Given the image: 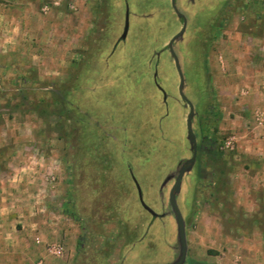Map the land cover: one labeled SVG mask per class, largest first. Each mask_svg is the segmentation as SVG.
<instances>
[{"label": "rangeland", "instance_id": "374dc122", "mask_svg": "<svg viewBox=\"0 0 264 264\" xmlns=\"http://www.w3.org/2000/svg\"><path fill=\"white\" fill-rule=\"evenodd\" d=\"M175 1L197 145L176 195L184 264H264V198L246 206L238 190L263 144L235 138L253 128L231 106L222 42L233 24L264 23V2L244 22L236 9L254 0ZM182 25L171 0H0V264L176 260L169 191L192 148L168 42ZM28 186L27 225L10 217Z\"/></svg>", "mask_w": 264, "mask_h": 264}, {"label": "crops", "instance_id": "0c3cea01", "mask_svg": "<svg viewBox=\"0 0 264 264\" xmlns=\"http://www.w3.org/2000/svg\"><path fill=\"white\" fill-rule=\"evenodd\" d=\"M263 2L264 0H254V3L251 6L248 5L245 11L242 7L237 8L236 11L240 13L242 21L244 20L245 22V20L247 21V15L260 11L259 5ZM136 3L137 1H133L132 11L134 13H137L133 9V7L137 6ZM135 10L141 11L138 8ZM129 11L130 9L126 4L125 16L126 14L129 16ZM252 23H245L244 27L241 26V23L233 24L226 28L227 37L222 41L228 47V54L236 58L232 65L230 63L223 64L224 75L228 79L225 81L228 86V93L239 98V102H233L231 106H233V109L249 112L251 116L248 117L247 114L242 116L243 124L253 128V132L250 129L251 131H247L250 133L245 132L242 134V138H235L242 142L241 145L239 144L241 148L244 144H247L245 142L251 143L260 140L263 144V148L260 150L254 145V149L257 148V150L252 149V152L256 153L257 157L254 162H251L250 169L246 171V175L242 176L244 180H241L239 182L240 185H238V190L242 192L240 193L242 197H240L244 200L246 206L255 203L253 195L257 196V192H260L258 197L264 198V23ZM123 40L120 37V41ZM229 109L232 108L230 107ZM235 138L230 139L235 140ZM23 189V187L18 189V195H16L18 196V204L22 208L13 211L10 218L16 221L21 220V222L28 225L31 222H35V220L37 221L36 218L31 216L32 213L27 211L28 207L25 208V205L29 204V196L34 193V188L33 186H28L27 191ZM8 233L12 236L18 235L17 230H10ZM5 236H8L7 232Z\"/></svg>", "mask_w": 264, "mask_h": 264}, {"label": "water", "instance_id": "95a60500", "mask_svg": "<svg viewBox=\"0 0 264 264\" xmlns=\"http://www.w3.org/2000/svg\"><path fill=\"white\" fill-rule=\"evenodd\" d=\"M172 7H173L174 11L176 12L177 16L182 19L183 25H182L180 31L176 35H174L170 39V41L168 42V49H169L171 57L173 58L174 65H175V68H176L178 76H179V85H178L179 96L189 106V113H188V116L186 119V128H187L188 139H189V142H190L191 148H192V156L190 159H188L187 161H185L181 165L180 169L178 170L175 181H174V183H173V185L169 191V204H170V207L172 209V212H173V215H174V218L176 221L177 238H178V244H179L178 256H177L175 261H173L172 263H169V264H184L185 259H186V254H187L185 223H184V219L182 217V214H181V212L177 206V203H176V195L180 192L184 175L192 168V166L195 163L196 155H197V145H196V137H195V134H194L193 129H192V119H193V115H194L193 106L186 99V97L183 93V86H184L183 74H182V71H181V68L179 65V60H178V58H177V56L173 50V43L183 35V33L186 29V20L180 13L177 12L174 0H172ZM128 25H129L128 14H126L125 20H124V30H123V33L121 36L122 40L125 39V37H126L127 31H128ZM138 194H139V199L141 201L143 208L146 209L148 212H150L152 214V216H155V214L144 204V202H142V196H141V193L139 191H138Z\"/></svg>", "mask_w": 264, "mask_h": 264}, {"label": "trees", "instance_id": "16d2710c", "mask_svg": "<svg viewBox=\"0 0 264 264\" xmlns=\"http://www.w3.org/2000/svg\"><path fill=\"white\" fill-rule=\"evenodd\" d=\"M216 117H217V119H219V117H220L219 113L216 115Z\"/></svg>", "mask_w": 264, "mask_h": 264}]
</instances>
